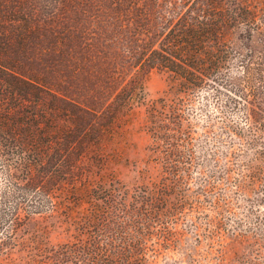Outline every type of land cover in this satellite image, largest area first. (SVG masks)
Instances as JSON below:
<instances>
[{
	"label": "trees",
	"instance_id": "trees-1",
	"mask_svg": "<svg viewBox=\"0 0 264 264\" xmlns=\"http://www.w3.org/2000/svg\"><path fill=\"white\" fill-rule=\"evenodd\" d=\"M71 1L0 0V264H264L224 221L229 191L264 201V0H73L83 18L46 34ZM137 107L146 154L111 169Z\"/></svg>",
	"mask_w": 264,
	"mask_h": 264
},
{
	"label": "rangeland",
	"instance_id": "rangeland-1",
	"mask_svg": "<svg viewBox=\"0 0 264 264\" xmlns=\"http://www.w3.org/2000/svg\"><path fill=\"white\" fill-rule=\"evenodd\" d=\"M90 1V0H88ZM104 3H106L105 0H103ZM83 5L87 4V1H84L82 3ZM83 6L77 4L75 1H71L69 3V6L65 8L63 16L57 15L54 18L52 17L51 21L52 25H49L45 29V33L52 34L54 28L57 26L62 25H68V23L73 24L77 20H80L83 18V16L80 14V10H82ZM54 7H51L50 10H53ZM64 17V18H63ZM38 53V51H35L34 54ZM38 57V54H36ZM37 57L32 58L30 61L31 64L28 65L24 63L25 71L27 68H34L35 70H39L42 68L41 61ZM27 67V68H26ZM61 75L57 72H51L47 78L52 82L55 83L53 88L60 92L61 89H66L69 87L71 90L75 89V87L71 86L69 82L65 81L64 79H61ZM144 94L147 100L156 99L159 96L163 94V92L168 88V76L164 71H161L159 69H153L150 72L147 73L145 79H144ZM197 116L196 123L202 125L205 123L204 119ZM144 108L143 107H137L135 111L131 114L125 115L121 122L118 124V126L115 128L114 135L109 140V146L108 149L110 153L113 155L112 160H110L109 167L111 169H117L126 171L127 168L132 167V163L135 160H139L146 154V147L149 144V137L147 133L144 131ZM197 131H201L202 128H197ZM210 141H207V144L204 143V138H199L197 143L195 144V155L196 157H201L204 155V149L207 146V149L209 150ZM205 145V146H204ZM206 149V150H207ZM196 169H194L193 175H195ZM253 197L248 200L247 198L241 197V195H238L237 193H231L229 191L227 198L231 200V207L233 211H235V215L233 216H227L226 219H224L226 223V227H231L235 225V219L241 218L244 219L245 222H247V225L240 226V232H247L246 230L250 231H256L258 233L259 239L261 240L262 244V255H263V261H264V226L260 225V214H264V201L262 203L256 204L255 200L259 198L258 195H252ZM255 202L254 208L248 209L249 205ZM209 214L211 213L209 209H203L202 214ZM205 221L204 219H201L200 222ZM258 225V226H257ZM253 227H256L253 229ZM258 227V228H257ZM236 229H239L236 227ZM203 232V229H201V233ZM261 237L263 239H261ZM247 249L246 245L242 246V249L239 245H236L233 241H231L228 245V249L233 251L234 249L244 250ZM230 257L232 258V253H230ZM233 259V258H232ZM231 259V261H232ZM213 264V263H210Z\"/></svg>",
	"mask_w": 264,
	"mask_h": 264
}]
</instances>
